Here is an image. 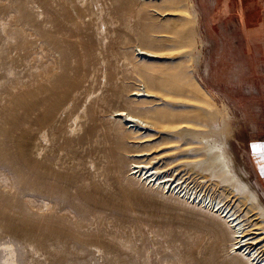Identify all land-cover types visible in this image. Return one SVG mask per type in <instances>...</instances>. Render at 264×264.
<instances>
[{
	"label": "rangeland",
	"instance_id": "1",
	"mask_svg": "<svg viewBox=\"0 0 264 264\" xmlns=\"http://www.w3.org/2000/svg\"><path fill=\"white\" fill-rule=\"evenodd\" d=\"M182 4L162 16L144 0H0V264H248L229 249L220 219L130 175L132 150H154L145 161L165 153L156 163L183 173L182 160L204 154L184 148L201 141L165 132L129 144L111 119L148 80L163 81V91L199 89L194 98L166 96L190 100L186 110L161 97L150 104L171 129L176 115L192 114L202 130L225 119L231 149L264 199L248 165L251 142L264 138V0ZM137 43L165 54L141 58Z\"/></svg>",
	"mask_w": 264,
	"mask_h": 264
},
{
	"label": "bare ground",
	"instance_id": "2",
	"mask_svg": "<svg viewBox=\"0 0 264 264\" xmlns=\"http://www.w3.org/2000/svg\"><path fill=\"white\" fill-rule=\"evenodd\" d=\"M166 1H170V3L166 2ZM144 2L146 5H149L150 10H152L153 12H157V13H160L162 16H166L169 14H173V15L179 14L178 9H180V7H182L180 4H182L183 0H144ZM165 2H166V4H165ZM184 4H186V3H184ZM143 5L141 7H143ZM136 7H137V5H136ZM186 15L188 16V14H186ZM176 19H177V17H176ZM176 19H174V20H176ZM177 21L179 22V20H177ZM154 23H153V25H155ZM162 25H164V24H162ZM169 26H170V24H169ZM157 27L159 29V26H157ZM155 28H156V26H155ZM161 28H163V27H161ZM171 28H172V26H171ZM163 29H166V27ZM161 37H163V36H161ZM165 40H167V38H165ZM165 40H163V42ZM165 45L166 44H163L162 46H165ZM113 47H112V49H113ZM118 47H119V44H118ZM136 47L138 49V52H137L138 55H141V58L148 57L149 58L148 60H150V57L151 58H157V57L160 58V57L164 56V54H165V53L164 54L161 53V51L158 50L159 48L157 49L156 46L155 47L154 46L149 47V46H146L144 44L137 43ZM80 48H82V47H80ZM103 50H101V51H103ZM123 50H125V49H123ZM101 51L99 53H101ZM132 52H133V48H132ZM71 54L73 55L72 51H71ZM105 54H107V53H105ZM77 55H78V53H77ZM116 55H118V54H116ZM74 57L76 58L78 56L75 55ZM80 57H81V55H80ZM105 57H108V56H105ZM60 58H62V57H60ZM90 58L91 59H89V60H87L88 58L85 60H87V61L92 60L91 56H90ZM133 58L134 57H132V59H130V63L133 64L135 67H137V68L139 67V69L142 71L145 70L146 68H148V65L145 62L146 61L145 59H144L145 61L143 62L145 64H143L142 61L137 62L136 61L137 59L134 60ZM73 60H74V58H73ZM185 60H187V59H185ZM195 60H196V58H195ZM96 61H98V60H96ZM112 62H113V60H112ZM120 62L123 63L122 61H120ZM128 63H126V65H128ZM181 63H184V62L181 61ZM84 64H86V63L84 62ZM108 64H110V63H108ZM64 66H66V65L64 64ZM106 66H107V64H106ZM112 66H113V64H112ZM178 66H179V64H178ZM81 67H83V66H81ZM164 68H165V66H164ZM102 69H104V67ZM107 69H106V71H107ZM110 69L111 68H109V70ZM127 70H129V69H127ZM150 71H151V69H150ZM150 71H148V77H151L153 80H157L158 78L163 79L160 73L153 72V71L150 72ZM183 71L184 70H182V72ZM78 72H79V70H78ZM128 72L129 71H127V73ZM139 72H141V71H139ZM84 74H86V73H84ZM174 75H176V74H174ZM56 76H58V75H56ZM111 76H112V74H111ZM116 76H117V74H116ZM131 76H132V73H131ZM184 76L182 75L181 78ZM85 77H86V75L84 76V79H86ZM110 78L109 79L107 78L108 79L107 81H109ZM172 79H174V78H172ZM175 79H176V77H175ZM177 80H176V82H177ZM79 81L81 82V80H79ZM113 81L114 80L112 79V82ZM151 81L148 80V83L147 82L144 83V86L141 85L142 86L141 88H138V87H137L138 89L133 88L135 90L133 92L131 91L132 93H130V91L128 90L129 93L125 96V99L128 101V107H119L118 106V108H116L117 107L116 106V107H113V109H112L113 112L111 111L112 112V114H111L112 122H114V124H117L116 127L124 129L125 135H123V138L125 137V139H124V140H126L125 142H128L129 144L130 143H135V144L143 143V144H145V143L156 140L161 135V133L171 132L174 134L181 135V138L192 137L193 139H197L198 141H201L200 142V143H202L201 145H199V144L196 145V144H191V143H190L191 145L187 144L186 147L184 148V150L188 154H192V157H193V154H196L198 152L200 153L201 151H204V154L202 156H199V154H197V156H199V157H197V158L195 157L194 159H186L184 161L182 160V162L180 164H182V167L183 166L186 167L185 171L182 173V170L184 168L179 169L175 165H174L175 167L174 166L173 167H169V166L166 167L167 166L166 165L165 168H162L163 166L160 167L156 163V162H159L161 158H164L167 156V154H165V153L164 154L160 153V154L156 155L152 160L148 161V159H147L145 161V160L140 159V158L141 157H148L149 154H153L154 150L148 151V150H145V148H143L142 150H134V151L132 150L128 153L129 157L130 156L133 157L132 161L129 160V161H131V163H130L131 174L130 175L133 174L134 176L140 178V180L142 179L145 183L152 186L153 188L159 189L162 192L169 193L171 195L175 194L176 196L183 198V200H185L186 202L193 204L194 206H197L201 209H205L206 211L210 212L214 217L220 219L221 224L217 225V226H219V230H220L221 235H228L229 236V240H230V244H229L230 248L229 249L231 250V252L234 253L235 256L241 258L243 261H246V263H248V264H264V199H263L262 195L260 194L259 189L252 183L251 179L244 172L242 166L240 165V163L237 161V159L235 157L234 151L231 149L230 142H229L228 137H227V132L225 130L226 129L225 128L226 127L225 126V119H224V123H223L224 125L222 127L218 128V127H216V124L213 121L211 123L210 119L207 118L210 122L209 128L210 127L211 128L207 129V130L206 129L202 130V129L198 128L197 126H194L193 124L190 123L191 121L195 120L194 116H192V114L186 118L185 117L180 118L179 116L176 115L174 118H172L171 120L169 119V120L172 122H175L177 124L176 125L177 127H175L174 129L166 127L165 125L161 124L162 120L157 118V116H158L157 114L161 115L162 112L161 111H157V112L154 111L155 109L150 104V102H152L154 100L156 101L157 100L156 97H161V99H164L166 104L168 103L169 106H171L170 108L175 109L179 105H183V106H186V107H183V109L186 110L187 107L191 108V106L193 105V103L189 99H188L189 101L177 100V99L169 100L166 98V96L167 95L172 96L171 94H174V95L176 94V95H188L190 98H194L197 96V94H199V89L198 90L196 89V91H195L191 88L190 89L187 88L188 89L187 90V89H185L186 87L185 88H178L177 87L174 89V91H171V90L163 91L165 89V87L163 85V81L158 83V80H157V81H155L157 83H153V81H152V83H150ZM126 82H128V81H126ZM114 83L115 84L117 83L116 80ZM110 84H108V85H110ZM121 84H124V83H121ZM175 86H176V84H174V87ZM88 90H90V89H88ZM99 90H97V91H99ZM117 91H118V89H117ZM117 91H115V92H117ZM102 95L103 94H101V96ZM133 95L135 97H132ZM76 96H74V97H76ZM150 97H152V98H150ZM121 98L124 99V95H122ZM46 100H48V99H46ZM58 100H59V98H58ZM58 100H54V101L56 102ZM118 100H119V98H118ZM48 101H50V100H48ZM54 101H52L54 104H58V103H55ZM99 102H100V100H99ZM134 102H135V104H134ZM44 104H45V102H44ZM68 104H69V102H68ZM135 105H138L139 109H136ZM155 105H156V102L154 103V106ZM157 107H158V105H157ZM200 107H202V109L206 110V111H208L207 108H209V107H207V108L204 107V105L200 106ZM35 109H37V108H35ZM178 109L179 108H177V110ZM196 109H197V106H196ZM179 110L181 111V109H179ZM197 110H201V109H197ZM194 111H196V110H194ZM212 111H213V109H212ZM168 113L170 114V111ZM172 113H174V112H172ZM209 113H208V116H209ZM212 113H214V111ZM179 115H181V113ZM198 115H199V113H198ZM212 115H215V114H212ZM210 117L214 120V118H213L214 116H210ZM216 118H219V117H216ZM229 118H231V115ZM164 119H166V118H164ZM207 119H205V120H207ZM227 120H229V119H227ZM188 140H190V139H188ZM193 141H191V142L193 143ZM198 141H195V142L198 143ZM162 142H163V140H162ZM128 143H126V144H128ZM182 143L184 144L183 141H182ZM148 144H150V143H148ZM156 145H157V143H156ZM169 146H170V144H169ZM163 147H161V148H163ZM168 155H170V154H168ZM189 156H191V155H189ZM184 157L186 158V156H184ZM161 164L162 163H160V165ZM187 173H189V174H187ZM230 188H232V189L230 190ZM221 225H223L224 227L222 228ZM8 262L9 261H7V264H8Z\"/></svg>",
	"mask_w": 264,
	"mask_h": 264
},
{
	"label": "crops",
	"instance_id": "3",
	"mask_svg": "<svg viewBox=\"0 0 264 264\" xmlns=\"http://www.w3.org/2000/svg\"><path fill=\"white\" fill-rule=\"evenodd\" d=\"M254 145L256 147H253ZM248 153V165L258 180L259 186L264 190V138L251 142Z\"/></svg>",
	"mask_w": 264,
	"mask_h": 264
},
{
	"label": "snow or ice",
	"instance_id": "4",
	"mask_svg": "<svg viewBox=\"0 0 264 264\" xmlns=\"http://www.w3.org/2000/svg\"><path fill=\"white\" fill-rule=\"evenodd\" d=\"M253 147H256L255 145Z\"/></svg>",
	"mask_w": 264,
	"mask_h": 264
}]
</instances>
